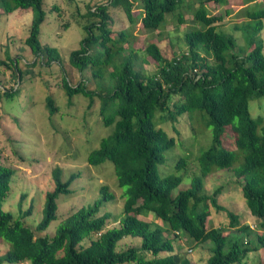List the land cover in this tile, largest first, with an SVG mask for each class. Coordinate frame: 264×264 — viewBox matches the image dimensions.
I'll list each match as a JSON object with an SVG mask.
<instances>
[{
  "label": "trees",
  "instance_id": "16d2710c",
  "mask_svg": "<svg viewBox=\"0 0 264 264\" xmlns=\"http://www.w3.org/2000/svg\"><path fill=\"white\" fill-rule=\"evenodd\" d=\"M208 3L222 5L224 14H211ZM110 6L123 9L129 23L126 28H111ZM15 10L32 13L23 42L35 56L23 67L20 57H12L8 50L5 59L0 58V69L11 71L16 83L30 73L36 76L33 69L40 60L51 64L60 54L39 41L45 19L43 0H0V17ZM231 13L240 19L231 28L239 32L241 44L216 24ZM80 16L90 22L82 25L85 35L70 52L69 63L81 79L73 84L64 77L60 84L69 103L75 95L89 97L88 114L94 99L100 101L98 122L110 127V132L98 140L86 160L91 165L106 160L113 164L116 185L123 189L122 217L118 226L106 227L110 214L101 210L114 195L102 185L100 196L63 217L52 236L36 234L57 218V199L71 192L76 175L62 181L58 168L54 169L55 186L46 192L42 218L32 229L21 216L3 209L14 170L2 164L0 149V239L8 245L0 264H191L180 247L181 239L190 241L187 250L208 244L207 264H242L251 252L264 255V115L253 116L249 107L252 100L264 97L260 37L264 2L104 0L89 5ZM169 23L176 32L186 24V50L167 58L156 41L137 46L136 25L151 36H161ZM147 56L157 63L152 72L143 68ZM87 70L93 88L88 86ZM18 89L10 87L2 94L10 97ZM46 101L54 114L58 108L54 99L48 95ZM183 115L212 135L210 146L194 158L197 170L192 172L189 154L170 157L175 140L161 126L174 124ZM227 130L233 135L234 149L223 144ZM225 169L237 178L245 207L256 218L254 226L218 204L222 187L212 195L205 192L206 176ZM189 176L188 186L180 189ZM211 206L226 212L227 226L216 227L208 219ZM148 216L152 220L143 219ZM125 237L140 238V244L117 250ZM84 239L89 240L87 244H82Z\"/></svg>",
  "mask_w": 264,
  "mask_h": 264
},
{
  "label": "rangeland",
  "instance_id": "374dc122",
  "mask_svg": "<svg viewBox=\"0 0 264 264\" xmlns=\"http://www.w3.org/2000/svg\"><path fill=\"white\" fill-rule=\"evenodd\" d=\"M101 2L104 0H43L45 19L40 26L39 41L43 45L57 48L60 54L59 60L51 64H44L40 60L34 69L28 65V67L24 66L28 69L32 68L36 76L34 72L30 73L27 77L23 76L21 81L17 79L16 83L11 71L0 69L1 160L2 164L14 170L3 209L10 211L14 216H21L28 226L35 229L42 218L45 194L55 186L52 176L54 169L58 168L62 181L69 179L71 175H76L69 186L71 192L68 195L61 194L57 199V218L45 230L35 231L36 234L52 236L63 217L80 206L93 203L100 196L102 185H106L108 191L114 195L113 201L106 203L101 210V213L110 214L106 227L118 226L122 217L123 189L116 185L113 164L106 160L101 164L91 165L86 160L90 150L98 146V140L110 132V127H103L98 122L101 118L100 101L94 99L88 114L89 97L75 95L73 101L69 103L60 84L64 77L69 78L73 84L81 79L79 71L70 65L69 55L72 50L79 47V42L85 35L82 25L90 22L80 16V13L86 12L89 5ZM207 7L211 14H224L222 5L208 3ZM238 7L236 5V9ZM134 11L136 12L137 9L135 8ZM109 15L110 26L114 31L128 26V20L120 6H110ZM31 18V11L24 10H15L9 15L0 17L1 59H5V51L8 50L12 57H20V66L35 60V56L23 42L29 34ZM239 20L231 13L224 15L216 24L219 29L233 33L241 44L239 32L231 28L233 23ZM181 27L176 32L174 25L169 23L161 36H156L155 33L151 36L136 25L133 29L134 40L137 46L142 47L149 40L156 41L165 57L171 58L175 53L179 54L186 50L183 32L188 28L186 24H182ZM260 37L264 47V27ZM146 59L143 68L152 72L156 69L157 63L149 56ZM85 75L89 79L88 86L93 88L90 71L87 70ZM16 86L19 89L12 96L7 97L2 94L4 90ZM48 95L52 96L58 107L52 115L47 108ZM174 99L173 96L171 102ZM249 107L253 116L264 115V97L252 100ZM198 123V121L190 122L188 116L183 115L174 124L167 122L161 125L175 140L174 151L170 157L189 154L193 159L190 172L197 170L194 161L196 155L200 150L208 148L212 142L211 131L200 128ZM222 141L229 149H234L230 130L222 136ZM189 182L190 176L183 180L179 188L188 186ZM204 186L205 192L209 195H212L216 188L222 187L218 204L237 213L251 226L255 225L256 218L246 209L244 199L239 192L237 178L233 176L231 170H218L208 174ZM178 190H174V193ZM143 219L152 220L150 216ZM208 219H213V225L216 227L227 226L229 223L226 212L217 211L212 206ZM88 241L84 239L82 244H87ZM140 241V238L125 237L119 241L117 250L138 246ZM179 244L186 250L183 254L191 264H207L206 260L210 255L208 244L194 246L190 250H187L190 241L181 239ZM7 247L8 245L0 239V255L5 253ZM181 248L175 251L181 252ZM263 256L259 251L251 252L242 264H264ZM19 264H29V261Z\"/></svg>",
  "mask_w": 264,
  "mask_h": 264
}]
</instances>
